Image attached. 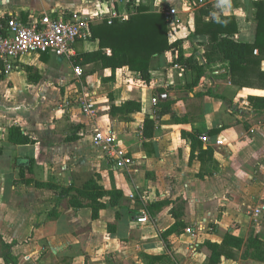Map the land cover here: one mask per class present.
<instances>
[{
	"label": "crops",
	"instance_id": "obj_1",
	"mask_svg": "<svg viewBox=\"0 0 264 264\" xmlns=\"http://www.w3.org/2000/svg\"><path fill=\"white\" fill-rule=\"evenodd\" d=\"M135 1L136 5L148 6L150 11L164 12L170 20L168 11L177 7L176 18L181 16L185 24H169L170 39L184 38L185 56L195 54L204 61L203 51L209 37L193 34L195 13L187 0ZM200 1L203 5L219 3V15L236 17L239 27L236 37L254 42L255 0ZM185 3L189 8L187 14ZM127 4L128 0H0V21L12 16L31 21L48 14L82 20L91 27L106 19L128 18L134 9ZM99 45V39L79 41L73 55L80 50L98 49ZM52 54L47 61L41 60L39 54L40 62L48 64ZM25 56L29 59L24 60ZM25 56L15 69L21 66L28 73L26 66L34 68L32 63L37 64L38 54ZM170 60L169 54L153 59L150 82L128 67L118 69L115 77L107 81L103 79L111 75L109 69L93 71L88 75L87 88L80 85L77 90L95 94L99 107L95 119L85 115L80 106L81 113L76 112L71 107L75 96L70 94L57 107V119L51 122L45 121L43 112H26L13 122L8 108L0 109V234L5 241L14 243L12 252L18 264H61L64 257L70 258V264H210L211 250L205 242L222 243L227 234L242 238L244 244L241 248H229L230 256L224 255L221 264H264V259L254 256V248L246 253L249 239L257 238L264 245V193L244 198L240 203L232 198L221 199L222 179L233 176L221 150L223 139L230 140L238 152L239 146L246 149L244 160L251 166L259 164L258 156L264 157L260 130L252 128L256 110L248 100L249 95L264 96V88L237 86L224 64L209 66L207 76L193 90L184 88L192 75L183 67L169 66ZM261 68L264 70V60ZM13 71L6 73L0 64V99L6 107ZM159 89L165 92L158 93ZM209 89L216 96L207 94ZM161 97L174 101L172 109L183 121L178 123L170 114L165 115L157 120L154 136L146 139L141 126L147 117L157 118L155 112L159 107L154 99L159 101ZM130 99L140 101L142 111L131 114L129 120L110 114L112 103ZM100 111L105 113L99 115ZM260 112L264 113H257ZM14 124L20 125L36 142L17 145L9 141V127ZM95 127L113 129L134 156V166L118 169L103 153L96 149L99 153L94 154L87 148L92 144L93 133L88 131ZM217 128L220 131L212 133ZM250 129L255 135L246 140L244 135ZM203 134L210 137L208 142L201 141ZM192 135L197 136L195 147ZM69 136L77 139L69 140ZM218 140L223 143H217ZM30 160L34 161L32 172L27 171L24 179L47 182L65 178L72 183V170L89 173L96 167L99 183L105 189L122 192L116 206L108 204L104 209L114 210L115 216L106 219L103 226L101 216L92 218L91 209L65 207L62 201L67 198L57 200L47 195L51 191L46 188L28 185L21 176L20 165H28ZM69 183L63 184L69 186ZM162 201L171 202L153 207ZM173 209L182 212L180 219L186 224L179 231ZM143 211L149 215L150 222L137 220ZM98 226L102 234L97 231ZM188 228L191 230L187 231ZM0 264H5L1 256Z\"/></svg>",
	"mask_w": 264,
	"mask_h": 264
},
{
	"label": "trees",
	"instance_id": "obj_2",
	"mask_svg": "<svg viewBox=\"0 0 264 264\" xmlns=\"http://www.w3.org/2000/svg\"><path fill=\"white\" fill-rule=\"evenodd\" d=\"M135 3V0H128L127 6L134 9L128 18L116 17L111 22L106 19L101 24L91 26L89 39H99V48L78 51L71 56L72 64L81 68L92 64L102 69H109L111 75L103 79L105 81L114 78L118 69L128 67L131 71L136 72L142 80L150 82L153 59L162 54H169L171 56L169 66L183 67L192 75L191 81L184 88L193 90L194 87L201 84L207 76L209 66L215 64L227 65L232 81L237 86L264 88V70L261 68V63L264 60V0L253 1L256 23L254 42L243 41L236 37L239 27L235 16H226L221 13L215 17L212 14L214 9L212 4L202 5L196 9L193 34L209 37L203 51L204 61H201L195 54L185 56L184 38L170 39V20L164 12H153L148 6ZM256 50H258L257 53H255ZM49 55L50 53H41V60L47 61ZM26 69L29 76L34 79L36 75H32L33 66H26ZM36 77L39 78L38 75ZM164 92V89L158 90V93ZM206 93L215 95L211 89ZM248 100L256 111H264V96L249 95ZM173 102L168 98L161 97L159 99V108L155 112L157 118L147 117L141 126L144 138L149 139L154 136L158 126L157 120L165 115L170 114L172 119L178 123L183 121L172 109ZM142 109L140 101L130 99L119 104L112 103L110 114L119 115L125 120H129L131 114L142 111ZM218 130L219 128L212 130V133ZM8 139L17 145L36 142L17 124L9 127ZM68 139L75 140L77 137L69 136ZM191 139L195 147L198 142L197 136L192 135ZM33 163L34 161L30 160L28 165H20L23 179L27 171L32 172ZM99 179L92 176L81 186H59L52 182L38 181L33 178L24 180L28 185L32 184L37 188L58 191L59 197L67 198L72 208H89L92 211V218L96 219L102 209H105L108 204L116 206L122 197L121 190L105 189L99 183ZM170 202L162 201L154 204L153 207L160 208ZM171 212L176 218L177 231L185 228L186 224L180 219L182 212L176 211V209ZM243 244L242 238L232 234H227L222 243L207 240L205 245L211 250L210 264H221L224 255L230 256L229 248H241ZM13 245V242L5 241L0 234V256L4 259L5 264H18L17 258L12 252ZM250 248H254L257 253L254 254L256 258L264 259V245L261 241L257 238L249 239V245L246 248L247 254ZM69 259V257L62 258L61 264H70Z\"/></svg>",
	"mask_w": 264,
	"mask_h": 264
},
{
	"label": "rangeland",
	"instance_id": "obj_3",
	"mask_svg": "<svg viewBox=\"0 0 264 264\" xmlns=\"http://www.w3.org/2000/svg\"><path fill=\"white\" fill-rule=\"evenodd\" d=\"M187 1H188L187 3L192 9L191 10L192 13L193 12L195 13L196 9L203 5V2H201L200 0H187ZM212 5L214 7L212 14L215 17H217L219 15V3L217 4V2L214 1L212 2ZM160 8L161 7H159V9ZM175 8L177 9L175 17H177L179 15L178 12L179 9L177 7ZM184 10L186 11L187 14L189 11L187 4ZM170 24L183 25L185 23L183 22L180 16L179 19L178 18H174L173 20L171 19ZM186 25L189 26L188 20L186 22ZM50 57H51L50 61H48V64L45 65L40 62L39 54H38L37 58L39 60L37 59V61L35 62L37 64L32 63L34 65V68L32 69V75H36V76L38 75L39 78L36 76H34V79L31 78L30 76H28L26 70L22 69L21 66L17 67L13 71V73H11L10 79H12L13 82L12 81L9 82V91H8L9 104L6 107L5 104H3V101L1 102L0 99V109L4 110L5 108H8L10 113H12L11 117L13 118L12 119L13 122H15L16 119H18V117L19 118L24 117V114L26 112L38 113V114L40 112H43L45 114L44 117L46 122H51L56 120L57 116H55V114L57 111V107H59V105L62 103V101L64 100L67 94H70L72 97L75 96L71 100L72 102L71 107L76 112L81 113L78 108L79 104L77 100L78 97L83 94V91L85 89L77 90L78 86L82 85L84 88H87L88 75L92 74L93 71L96 72L98 70H102V68L96 66L83 67L82 73L79 75L77 74V70L75 69L77 68V66H74L72 64L70 57L56 56L55 54H52ZM28 59L29 57L26 56L24 57V60H28ZM98 104H100V101H98ZM257 112L259 111H256V114L252 115V119H253L252 128H256L257 130L258 129L260 130V136H261L260 139H262V141L264 142V113L260 112L259 114ZM104 113L105 112L100 111L99 115H102ZM252 131L254 132V130ZM252 131L250 129L249 132H247V134L244 135V139L251 140L252 136L255 135ZM88 132L92 133L93 130L91 129ZM223 140L225 142L224 145L221 146L222 148L221 150L224 153L226 159L228 160L227 163L229 164V168L231 170L230 172L233 174V176L222 179L224 183L223 185L224 194L221 196V199L223 198L225 200H228L232 198V200H234L235 202L240 203V201H242L244 198H248V197L251 198L252 196H256V195L258 196L261 193H264V157L261 158L260 156H258V158H260L259 160H261L259 164L255 163L254 166H251L250 164H247L244 160L246 159V155L248 154L247 153L248 151L246 149L243 150L242 147L239 146L237 147V149L241 151L238 152L236 151L235 146L230 144L231 142L230 140L227 139H223ZM87 148L91 149V151L94 152V154L99 153L93 147L92 144H90L89 147L87 146ZM240 159L242 160L240 161ZM82 164L83 163H81V165ZM98 174H99L98 169L96 167H93L89 171V173H80V172H75V170H72L71 175L73 176V180H74L72 183H69V181H65L64 180L65 178L59 181L55 180L56 182H52V183L59 186L65 185L63 183H67V184L69 183V186H76V185L81 186L88 178L92 176L99 179ZM46 190L48 192L49 191L54 192L55 193L54 195L51 194V192L47 193V195L55 196L56 199L58 200L59 197V194H57L58 191L55 190L56 191L55 192L53 189H48V188H46ZM65 200L62 202L65 203V207H68L69 201L68 199L66 201ZM150 201L151 199L148 200V202ZM219 205H222V202H220ZM114 213H115L114 210L105 211L104 209H102L100 211L98 218H100L101 216L100 221L102 220L101 223L103 224V226L105 225L106 219H108L110 216H115ZM236 228L237 226H235V229ZM101 229H102L101 226L97 227V231L100 232L99 234H102Z\"/></svg>",
	"mask_w": 264,
	"mask_h": 264
},
{
	"label": "built area",
	"instance_id": "obj_4",
	"mask_svg": "<svg viewBox=\"0 0 264 264\" xmlns=\"http://www.w3.org/2000/svg\"><path fill=\"white\" fill-rule=\"evenodd\" d=\"M168 14L173 20L176 9L172 8ZM112 19H109L111 22ZM90 25L82 20H70L64 16L53 17L43 15L39 19L24 21L18 16H12L0 21V64L6 73L13 71L17 62L28 54L53 53L57 56L70 57L74 54L75 45L79 41L89 40ZM257 52V50L255 51ZM77 74L82 73L80 67ZM78 104L82 112L96 118L99 112L97 99L94 93L86 92L78 97ZM158 99H154L156 104ZM202 141L208 142L210 137L203 134ZM217 143H223L218 140ZM92 144L95 149L112 160L118 169H129L135 164L134 156L124 147L118 134L113 129L95 127L92 133ZM260 212V208L256 209ZM140 223L150 222L146 211L137 218ZM188 228L187 231H190Z\"/></svg>",
	"mask_w": 264,
	"mask_h": 264
},
{
	"label": "water",
	"instance_id": "obj_5",
	"mask_svg": "<svg viewBox=\"0 0 264 264\" xmlns=\"http://www.w3.org/2000/svg\"><path fill=\"white\" fill-rule=\"evenodd\" d=\"M164 96H166V95H164Z\"/></svg>",
	"mask_w": 264,
	"mask_h": 264
}]
</instances>
